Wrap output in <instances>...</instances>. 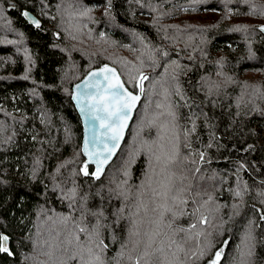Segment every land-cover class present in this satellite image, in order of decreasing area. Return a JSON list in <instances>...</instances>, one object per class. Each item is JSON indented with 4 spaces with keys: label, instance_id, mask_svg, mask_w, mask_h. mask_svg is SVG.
Instances as JSON below:
<instances>
[{
    "label": "trees",
    "instance_id": "trees-1",
    "mask_svg": "<svg viewBox=\"0 0 264 264\" xmlns=\"http://www.w3.org/2000/svg\"><path fill=\"white\" fill-rule=\"evenodd\" d=\"M230 8L249 17L200 14ZM259 16L264 0H0V264H264ZM106 63L143 92L97 179L71 93Z\"/></svg>",
    "mask_w": 264,
    "mask_h": 264
},
{
    "label": "snow or ice",
    "instance_id": "snow-or-ice-1",
    "mask_svg": "<svg viewBox=\"0 0 264 264\" xmlns=\"http://www.w3.org/2000/svg\"><path fill=\"white\" fill-rule=\"evenodd\" d=\"M21 15L25 18L31 19L30 14L27 11H23ZM31 22L35 24L37 28L40 27L38 20L32 19ZM261 31H264V26L261 27ZM140 79H147V77L141 75ZM76 88L80 90V92L78 95L74 96L73 99L76 100L80 107V111L84 113L85 116L89 117L93 124H95L96 121H100V126L104 130L103 136L110 141V144H104L103 149L100 152H93L90 155V159H93L96 163V172L93 173V175L98 179L103 164L114 154L115 149L122 138V129L126 126L125 122L129 118L135 102L139 100V96L133 95L131 92L127 91L115 70L108 68L107 66L100 69L98 73H91L83 86L77 84ZM140 90L143 92L142 85L140 86ZM87 151L88 149L85 147V152L87 153ZM83 173L86 176L89 175L87 165L84 166ZM125 175H127V173H125ZM237 195H239V193H237ZM181 203H184V201H181ZM165 210L170 211V209L167 208ZM261 219L264 220V216H261ZM200 221L202 223H207V217L201 215ZM191 227L195 228L196 225L192 224ZM81 231H84V229H81ZM7 240V236H0V252L12 255L6 246ZM173 243H175V241H173ZM101 245L103 248H107V245L104 244L103 240H99L97 247L99 248ZM149 247H151L150 244ZM88 251L90 254L92 253V249H89ZM148 254L149 253L145 251L144 255L147 256ZM222 254L223 248L218 249L214 253L213 258L208 260L207 264H220ZM250 254L251 253L249 252V255ZM193 255L196 254L193 253ZM200 255L203 256L204 253L200 252ZM71 258L75 259V257ZM85 264H102V261L97 254L95 255L94 261H86ZM136 264H140V261L137 260Z\"/></svg>",
    "mask_w": 264,
    "mask_h": 264
},
{
    "label": "water",
    "instance_id": "water-1",
    "mask_svg": "<svg viewBox=\"0 0 264 264\" xmlns=\"http://www.w3.org/2000/svg\"><path fill=\"white\" fill-rule=\"evenodd\" d=\"M23 11H27L29 14H30V17L31 19L29 18H24L26 19V21L30 24H32L33 26H35V24H33L31 22L32 19L34 20H38L39 23H40V26H41V20L39 19V17L33 13L31 10L27 9V8H23L21 13ZM264 26V23H261L258 25V28L259 30L261 31V27ZM264 33V31H261ZM105 66H107L108 68H111V69H114L116 74L119 76V79L121 82H123L124 84V87L125 89H127V91L131 92L133 95H136V96H139V100H137L131 110V113L129 115V118L127 119V121L125 122L126 126L123 127L122 129V138L120 139L119 141V144L118 146L116 147L115 149V152L114 154L111 156L110 159L107 160L106 163L103 164V168H102V171L100 173L99 176L102 175L103 171L105 170L106 166L113 160V158L115 157V155L117 154L124 138H125V135H126V132L128 130V127L132 121V118L134 116V113H135V110L138 106V103L141 99V96H142V92L139 88V91L135 92L133 90H131L124 82L118 68L113 65V64H110V63H106V64H103L101 66H96V67H93L91 69H89L82 78H80L79 80H77L76 82L73 83L72 85V93H71V98H72V101H73V104L80 116V119H81V124H82V138H81V151H82V154L83 156L85 157V164L86 165H93L94 166V170H93V173L96 172V163L93 159H90V155L93 153V152H100L102 149H103V146L104 144H110V141L107 140L106 137L103 136V128H101V122L100 121H96L95 124H93V122L91 121V119L87 116H85L84 113H82L80 111V107L78 106L76 100L73 99L74 96L78 95L80 90H78L76 88V85L77 84H80L81 86H83L84 82L90 77V74L91 73H98L100 71V69L104 68ZM115 82V81H113ZM87 142V144H86ZM85 147H87L88 151L87 153L85 152ZM2 236H6L5 234H2ZM9 239L7 240L6 242V246L7 248L9 247Z\"/></svg>",
    "mask_w": 264,
    "mask_h": 264
},
{
    "label": "rangeland",
    "instance_id": "rangeland-1",
    "mask_svg": "<svg viewBox=\"0 0 264 264\" xmlns=\"http://www.w3.org/2000/svg\"><path fill=\"white\" fill-rule=\"evenodd\" d=\"M200 14H202L203 16H209V17H213L215 19L219 18V17H225L227 19H230V20H245L247 19V17L249 16H246L244 14H240V13H236L234 12L233 9H226V10H219V9H216V10H206V11H203L201 12ZM192 15H194L192 13ZM252 20L254 21H257L258 23H264V19H262L260 16L259 17H253L251 18Z\"/></svg>",
    "mask_w": 264,
    "mask_h": 264
}]
</instances>
